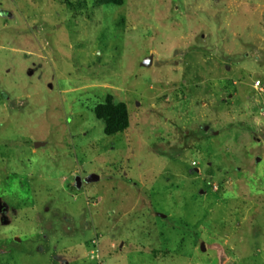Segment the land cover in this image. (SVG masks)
<instances>
[{
	"label": "rangeland",
	"instance_id": "1",
	"mask_svg": "<svg viewBox=\"0 0 264 264\" xmlns=\"http://www.w3.org/2000/svg\"><path fill=\"white\" fill-rule=\"evenodd\" d=\"M257 80L264 0H0V264H264Z\"/></svg>",
	"mask_w": 264,
	"mask_h": 264
},
{
	"label": "trees",
	"instance_id": "2",
	"mask_svg": "<svg viewBox=\"0 0 264 264\" xmlns=\"http://www.w3.org/2000/svg\"><path fill=\"white\" fill-rule=\"evenodd\" d=\"M106 5L122 6L124 0H103ZM71 5V3L68 1ZM97 120L102 121L103 132L106 136L123 133L129 127V115L124 103L113 102L111 96H107L103 103L96 105L93 109Z\"/></svg>",
	"mask_w": 264,
	"mask_h": 264
},
{
	"label": "water",
	"instance_id": "3",
	"mask_svg": "<svg viewBox=\"0 0 264 264\" xmlns=\"http://www.w3.org/2000/svg\"><path fill=\"white\" fill-rule=\"evenodd\" d=\"M142 66H144V67H145V66H146V67L151 66V57H148L147 59H145V60L142 62ZM39 146H41V144H38V143H35V144H34V147H35V148H37V147H39ZM95 180H98V177L92 175V176H90V177H88V178L86 179V182H93V181H95ZM76 181H77V185H78V187H79V185H80L79 179H77ZM202 250H203V248H202Z\"/></svg>",
	"mask_w": 264,
	"mask_h": 264
},
{
	"label": "built area",
	"instance_id": "4",
	"mask_svg": "<svg viewBox=\"0 0 264 264\" xmlns=\"http://www.w3.org/2000/svg\"><path fill=\"white\" fill-rule=\"evenodd\" d=\"M254 89L259 93L264 94V85L259 80L255 81Z\"/></svg>",
	"mask_w": 264,
	"mask_h": 264
}]
</instances>
